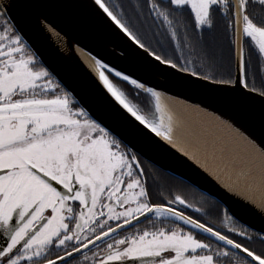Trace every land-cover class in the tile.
<instances>
[{
	"label": "snow or ice",
	"instance_id": "obj_1",
	"mask_svg": "<svg viewBox=\"0 0 264 264\" xmlns=\"http://www.w3.org/2000/svg\"><path fill=\"white\" fill-rule=\"evenodd\" d=\"M36 7L0 0V264H264V205L217 203L218 226L146 150L167 151L204 183L188 182L219 193L177 154L183 148L173 151L162 97L180 89L206 97L201 104L264 151V0H92L126 64L111 73L127 91L97 60L99 81L118 102L108 118L89 109L109 98L90 102L28 36L30 23L44 34L40 17L50 19L33 15ZM220 17L226 66L214 31ZM242 213L260 224L229 227Z\"/></svg>",
	"mask_w": 264,
	"mask_h": 264
},
{
	"label": "water",
	"instance_id": "obj_2",
	"mask_svg": "<svg viewBox=\"0 0 264 264\" xmlns=\"http://www.w3.org/2000/svg\"><path fill=\"white\" fill-rule=\"evenodd\" d=\"M9 2L15 5L29 2V0H9ZM30 2L37 6L33 15L43 13L50 19L45 22L44 16L40 17L44 34H40L34 24L30 23L27 26L28 36L39 45L43 57L55 66L63 80L76 87L81 95H86L90 102L98 97L107 96L110 106L102 107L92 103L89 110L94 113L103 111L106 118L111 117V106H118V102L110 97L102 82L99 81L100 69L97 66V60L103 58L108 65L106 73L116 77L114 73H111V67L119 65L118 70H122L126 66L125 61L115 58L122 57L124 50L117 46L119 42L112 41L111 34L96 19L90 7L92 0H30ZM15 11L14 8L13 12ZM112 53H115V56ZM118 79L123 81L122 78ZM163 79L164 77L160 76L156 78V82ZM215 87L228 86L216 84ZM180 91L182 90L177 89L173 93H166L162 97V104L172 115L173 124H177L174 106L179 114L184 115L180 117L182 119L180 124L185 126L189 120L192 127L189 136L192 135L194 146L188 142L177 146V137L173 134L175 141L171 143L176 145L173 151L183 148L187 155L179 152L177 154L184 156L198 171L205 173L220 191L219 193L210 192L206 187H201L200 184L204 182L200 181L197 173L186 165L178 163L175 157L163 149H146L152 162L157 163L164 172L187 182L209 196L223 208L231 205L232 208L239 209L240 206L247 205L259 211L260 206L264 205V151L261 150L259 141L254 143L255 138L239 129V126H233L226 120L218 118L214 109L201 104L200 101L206 98L203 95L194 93L179 95ZM190 96L194 98L190 99ZM198 145H202L207 152L204 154L199 152L201 158L197 156ZM208 150L214 156L209 157ZM141 157L146 161L149 160V157L143 154ZM214 157L219 160L213 159ZM228 169L237 171L240 181L230 177L234 173L229 172ZM186 176L192 177L193 181H200V184L188 182ZM255 177L256 187L249 188L252 185L251 179ZM242 215L243 219L239 216L233 218L244 226L249 221L260 224L259 217L246 213Z\"/></svg>",
	"mask_w": 264,
	"mask_h": 264
},
{
	"label": "flooded vegetation",
	"instance_id": "obj_3",
	"mask_svg": "<svg viewBox=\"0 0 264 264\" xmlns=\"http://www.w3.org/2000/svg\"><path fill=\"white\" fill-rule=\"evenodd\" d=\"M220 20L225 21L224 18L220 17L217 19V24H219ZM114 82L117 83L115 80H114ZM141 159L145 160L142 157H141ZM146 162H148V161H146ZM161 171H163V170H161ZM166 174L170 177V179L174 183L183 186L184 192L190 200L197 202L198 205L202 208L209 209L210 210V219L214 220L218 226L220 225L221 221L223 220V213L220 214L219 218L217 217L216 209L214 207L217 204V202L215 200H213L209 196L203 194L202 192L198 191L196 188H194L193 186H191L187 182H185L179 178H176V177H174L168 173H166ZM219 207L223 208L220 204H219ZM233 220H234V223L229 225V227H237V228H241V229H243L245 227L244 225L237 222L234 218H233ZM141 223L143 224V221Z\"/></svg>",
	"mask_w": 264,
	"mask_h": 264
},
{
	"label": "trees",
	"instance_id": "obj_4",
	"mask_svg": "<svg viewBox=\"0 0 264 264\" xmlns=\"http://www.w3.org/2000/svg\"><path fill=\"white\" fill-rule=\"evenodd\" d=\"M214 31L216 32L217 35L218 46L222 52L221 63L222 65L226 66L229 57V41H228V34L225 32V21L220 20L219 24H216V28L214 29ZM233 72H234V67H233ZM106 74H110V73L107 72ZM110 79L115 80L117 82L116 84L122 87L123 89H125L126 91L128 90V84H126L124 81L119 80L118 78L114 77L112 74H110ZM138 100L143 102L145 100V97L143 95H140L138 97Z\"/></svg>",
	"mask_w": 264,
	"mask_h": 264
},
{
	"label": "rangeland",
	"instance_id": "obj_5",
	"mask_svg": "<svg viewBox=\"0 0 264 264\" xmlns=\"http://www.w3.org/2000/svg\"><path fill=\"white\" fill-rule=\"evenodd\" d=\"M174 129H176V130H174ZM173 134L178 138V140L179 141H183V137H181L180 135L181 134H184L185 133V131L180 127V126H178V125H176V124H174V127H173ZM177 140V142L180 144V142ZM205 148H206V145H205ZM198 149H199V151H198ZM198 149H197V151H198V158H201L200 156H201V154L199 153L200 151L201 152H203V154L204 153H207L206 151H204V147L202 146V145H198ZM208 154H209V157H212V156H214L213 154H210V150H208ZM214 159L215 160H219L218 158H215L214 157ZM211 160H213V159H211ZM210 161V160H209ZM216 162H218V161H216ZM228 171L229 172H231V173H234V174H232V175H230V177H232V178H234V179H236V180H239L240 181V178L238 177V175H237V171H235V170H230V169H228ZM251 183H252V185H250L251 187H249V188H255L256 187V177L255 178H252L251 179V181H250Z\"/></svg>",
	"mask_w": 264,
	"mask_h": 264
},
{
	"label": "bare ground",
	"instance_id": "obj_6",
	"mask_svg": "<svg viewBox=\"0 0 264 264\" xmlns=\"http://www.w3.org/2000/svg\"><path fill=\"white\" fill-rule=\"evenodd\" d=\"M84 56V58H86V56L85 55H83ZM168 102V101H167ZM172 105V104H171ZM175 107V106H174ZM173 107V109H174V111H175V114H176V117H177V124L176 125H178V126H180L184 131H185V133L184 134H181L180 136L181 137H183V141L181 140V141H179L178 140V138H177V140L180 142V143H185V142H188L190 145H193V140H192V135H190L189 136V134L191 133L190 132V129L192 128L191 127V124H190V122H189V120L187 121V125H185L184 126V124H180V121L182 120L180 117H182V116H184L183 114H179V111H178V109L175 107L174 108ZM185 118H186V116H185ZM184 126V127H183ZM174 130H176V129H174ZM173 130V131H174ZM192 130V129H191ZM174 133V132H173ZM175 141V140H174ZM177 144V146H179V143L178 142H176ZM194 146V145H193ZM201 152V151H200ZM209 155V154H208ZM214 159V158H213Z\"/></svg>",
	"mask_w": 264,
	"mask_h": 264
}]
</instances>
